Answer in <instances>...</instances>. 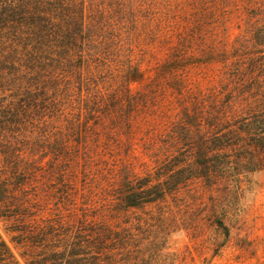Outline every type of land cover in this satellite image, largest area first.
<instances>
[{
    "label": "trees",
    "instance_id": "16d2710c",
    "mask_svg": "<svg viewBox=\"0 0 264 264\" xmlns=\"http://www.w3.org/2000/svg\"><path fill=\"white\" fill-rule=\"evenodd\" d=\"M263 168L264 0H0V264H148Z\"/></svg>",
    "mask_w": 264,
    "mask_h": 264
},
{
    "label": "rangeland",
    "instance_id": "374dc122",
    "mask_svg": "<svg viewBox=\"0 0 264 264\" xmlns=\"http://www.w3.org/2000/svg\"><path fill=\"white\" fill-rule=\"evenodd\" d=\"M212 194L218 219L227 232L208 216L212 204L205 191L195 200L172 207L180 216L178 221L183 228L166 236L152 232L146 237L135 228L130 243L139 247L153 242L162 245L154 255L146 257L148 264H264V168L251 173L240 189L223 185L215 187ZM151 209H137L131 215L132 225L152 224L145 214ZM139 217L146 220L139 222L136 220ZM0 234L12 245L11 234L2 220Z\"/></svg>",
    "mask_w": 264,
    "mask_h": 264
}]
</instances>
